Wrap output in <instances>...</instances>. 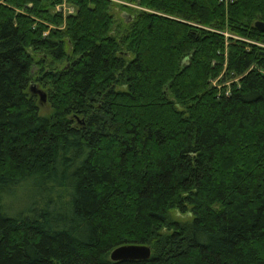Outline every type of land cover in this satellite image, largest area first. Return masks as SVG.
I'll list each match as a JSON object with an SVG mask.
<instances>
[{
	"label": "trees",
	"instance_id": "obj_1",
	"mask_svg": "<svg viewBox=\"0 0 264 264\" xmlns=\"http://www.w3.org/2000/svg\"><path fill=\"white\" fill-rule=\"evenodd\" d=\"M62 1L0 0V264H264V0Z\"/></svg>",
	"mask_w": 264,
	"mask_h": 264
},
{
	"label": "rangeland",
	"instance_id": "obj_2",
	"mask_svg": "<svg viewBox=\"0 0 264 264\" xmlns=\"http://www.w3.org/2000/svg\"><path fill=\"white\" fill-rule=\"evenodd\" d=\"M112 1L115 3L113 8H112V12L115 15V17L117 19H119V20H121V17L123 16V13H124L123 11H125V8H123V7L119 6V5H126V6H129V7L135 8V9L139 8L138 5H136V4L132 3V2L125 1V0H112ZM61 3H66L68 8H70L69 6L73 7L74 8V12H75V7L73 5H71V4H69L67 0H63ZM68 15H70V14L64 15V17L66 18ZM50 110H51V106H50L49 103H47V104L45 103V104H43L41 106V112L43 114L48 113ZM24 187L26 189H25V192L23 193V188ZM24 187H22V188L21 187L10 188V189H7V190L4 191V195L3 196L5 198V203H6V205H7V207L9 209L14 210V209H16V207L20 208V207H22V205L28 204V202H26V200L31 196L32 190H31L30 185H26ZM26 193H28V194H26Z\"/></svg>",
	"mask_w": 264,
	"mask_h": 264
},
{
	"label": "water",
	"instance_id": "obj_3",
	"mask_svg": "<svg viewBox=\"0 0 264 264\" xmlns=\"http://www.w3.org/2000/svg\"><path fill=\"white\" fill-rule=\"evenodd\" d=\"M128 19L130 17L128 16ZM256 26L262 30H264V21L258 20L256 21ZM33 91L37 92L40 95V99L42 102L46 100V93L37 89L36 87H32ZM152 249L148 244H124L114 248L110 253V259L113 261H121L127 259H148L151 256Z\"/></svg>",
	"mask_w": 264,
	"mask_h": 264
},
{
	"label": "built area",
	"instance_id": "obj_4",
	"mask_svg": "<svg viewBox=\"0 0 264 264\" xmlns=\"http://www.w3.org/2000/svg\"><path fill=\"white\" fill-rule=\"evenodd\" d=\"M69 6V5H68ZM70 8L67 7L66 3H60L56 6V10L60 13H63L64 15L67 14H72L74 12V8L69 6Z\"/></svg>",
	"mask_w": 264,
	"mask_h": 264
},
{
	"label": "flooded vegetation",
	"instance_id": "obj_5",
	"mask_svg": "<svg viewBox=\"0 0 264 264\" xmlns=\"http://www.w3.org/2000/svg\"><path fill=\"white\" fill-rule=\"evenodd\" d=\"M35 93H37V92L35 91ZM46 102H47V101L45 100V101H44V102H42V103H44V104H45Z\"/></svg>",
	"mask_w": 264,
	"mask_h": 264
}]
</instances>
